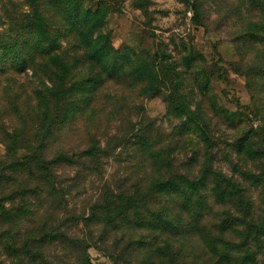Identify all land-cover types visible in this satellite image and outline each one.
Returning <instances> with one entry per match:
<instances>
[{"label": "rangeland", "instance_id": "obj_1", "mask_svg": "<svg viewBox=\"0 0 264 264\" xmlns=\"http://www.w3.org/2000/svg\"><path fill=\"white\" fill-rule=\"evenodd\" d=\"M63 1L0 0V43L41 36L39 9L59 44L34 41L21 68L0 47V264H264V236L250 262L216 256L211 235L236 240L220 215L197 220L154 190L208 165L231 174L244 131L264 140V0H81L98 19L86 47ZM98 32L117 52L106 67ZM175 91L204 123L168 109ZM35 153L46 172L16 170Z\"/></svg>", "mask_w": 264, "mask_h": 264}, {"label": "trees", "instance_id": "obj_2", "mask_svg": "<svg viewBox=\"0 0 264 264\" xmlns=\"http://www.w3.org/2000/svg\"><path fill=\"white\" fill-rule=\"evenodd\" d=\"M63 2H65L64 11L67 12L69 21L75 23L74 25L79 28L80 32L86 35L87 41L85 40L86 42H83L82 45L86 47L87 44H90L89 40L92 35H94L95 31H98L96 28L98 26L97 16L89 9L83 12L81 0H64ZM38 10H36L33 22L29 25L35 32L39 31L38 33L41 36L36 37L35 40L32 36L25 39L23 37H10L8 40H3L4 42L0 43V47L3 49L1 54L2 61L7 58L10 63H17V66L21 68L22 65L27 64L28 58L34 55L31 51L34 41L39 42L37 46L39 48L42 47L41 51L44 53H49L58 47V39L49 33ZM107 39L108 36L106 38L104 34L99 33L98 39L93 41L95 44L92 46L95 51L91 55L92 58L100 61L103 67H106L111 62L116 63V60H108L117 52L108 45ZM20 44L22 45L20 46ZM103 57L107 58V60L105 61ZM202 86H205L206 89L208 88L207 91L209 93L210 86ZM202 86H200V89L204 90ZM6 92L9 93L10 90ZM166 102L168 109L174 115H187L194 121L204 123L203 115L206 113L201 103H196V109H192V101H189L183 93L175 91L172 97L166 99ZM217 107V104L214 103L212 109H217ZM261 135L260 132L252 134L250 131H244L237 141L236 148H234V153L238 155V161L234 162L232 160L231 174L223 170L214 169L213 165H208V167L202 168L200 176L190 178L188 175H179L172 179L170 178V180L158 181L154 186V190H157V192L167 193V200L170 199V201L176 203L180 208L179 210L184 211L186 209L190 211L192 218L201 220L208 213L220 215L221 222L218 227L220 226L223 233L233 232L236 240H230L226 236L211 235L209 243L214 254L216 256L219 255L221 258L226 257L227 251L236 253L232 254V256H227L229 261L249 260L250 262L252 257H254V253L250 249L251 242L259 245L264 236V221L262 225L256 223L254 199L252 198L256 191H258V194L259 192H264V140L259 138ZM63 157L64 155L60 154L56 158L60 159ZM27 162L39 164L35 168L40 173L49 169V165L41 156L39 157L35 153L17 161L16 170L20 171L19 168H23ZM155 219H158L163 225L172 224L161 213H158ZM242 247H246V256L238 254ZM14 251H10V253L14 254ZM28 259L33 261L31 255H28Z\"/></svg>", "mask_w": 264, "mask_h": 264}]
</instances>
